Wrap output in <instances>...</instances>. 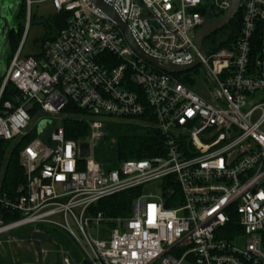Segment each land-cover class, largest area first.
I'll return each instance as SVG.
<instances>
[{
  "label": "built area",
  "instance_id": "obj_1",
  "mask_svg": "<svg viewBox=\"0 0 264 264\" xmlns=\"http://www.w3.org/2000/svg\"><path fill=\"white\" fill-rule=\"evenodd\" d=\"M50 1L69 14L67 27L38 57L20 46L0 90V141L37 136L20 152L24 183L13 197L0 191V236L56 228L91 264H264V0H239L236 39L206 58L192 33L231 0H104L144 52L180 66L199 60L213 89L145 62L90 0ZM9 84L17 94L2 102ZM69 103L84 112L87 141L67 140L59 124L39 134ZM111 121L147 123L163 153L107 170L96 150ZM153 184L158 195L148 194ZM130 190L140 193L129 216L92 210Z\"/></svg>",
  "mask_w": 264,
  "mask_h": 264
},
{
  "label": "trees",
  "instance_id": "obj_2",
  "mask_svg": "<svg viewBox=\"0 0 264 264\" xmlns=\"http://www.w3.org/2000/svg\"><path fill=\"white\" fill-rule=\"evenodd\" d=\"M27 0H21L18 2V9L16 18L19 22L25 20L27 17ZM69 20V14L60 13L47 17L41 23L44 28H52L55 32L54 37L47 41L55 40L60 32L67 27ZM237 30L233 36L227 38V41L235 40L238 29L240 28L241 17L236 16ZM33 22V16H31V25ZM18 29H12L9 36V50H11V57L8 59V66L21 46L24 26L19 24ZM226 40L222 41L220 47L226 46L228 43ZM30 56V55H28ZM38 57L39 55H35ZM7 66V67H8ZM185 77H178L181 80ZM3 77L0 79V90L2 87ZM190 83V81H185ZM13 87L9 85L2 97V102L10 100L12 95L9 93ZM84 112L77 108L72 103H69L67 107L62 111L61 115L65 118L62 121V126L65 130V137L67 140H73L76 142H85L90 133L89 124L84 118H79ZM108 135L104 141L99 145L96 150V161L106 167L107 170L117 168L122 162L128 160H143L151 157L158 156L163 153L164 141L163 137L156 129L147 125L131 124V123H116L108 126ZM37 138L36 135L24 139L21 144L12 152L7 163L5 159V151L3 145L10 144V142L0 141V191L9 194L13 197L17 188L24 183V170L20 162V152L24 145ZM1 160H3L1 162ZM140 190H130L118 195H114L103 199L97 205L93 206L92 210L95 212H101L105 217L114 219L118 217L129 216L131 212L132 202L135 195L139 194ZM47 235L54 240V237L60 233L67 237V241L72 242V248L70 254L72 255L71 261L73 264H91L88 262L83 263V255L76 251V247L73 238L64 231L49 226L40 225ZM70 249H66L69 251ZM0 264H4L3 259L0 257Z\"/></svg>",
  "mask_w": 264,
  "mask_h": 264
},
{
  "label": "rangeland",
  "instance_id": "obj_3",
  "mask_svg": "<svg viewBox=\"0 0 264 264\" xmlns=\"http://www.w3.org/2000/svg\"><path fill=\"white\" fill-rule=\"evenodd\" d=\"M21 0H0V7L2 12L4 11V7H8V19L10 22L11 30H17L18 25L21 24L24 26V33L21 46H23V55H40L43 44L46 40L54 37L55 32L52 28H44L41 24L44 20H42L43 16H48L51 13V2L49 0H30L31 5L28 4L27 0V17L25 20L19 22L16 18V13L18 9V2ZM6 12V11H4ZM240 16V14H238ZM237 15V16H238ZM31 16H33V22L31 25ZM42 17V18H41ZM236 19V18H235ZM233 20L226 28L214 34L215 36L209 40H206L205 46L208 51H212L215 48H218L222 41H224L225 37L228 35L233 36L234 32L237 30L236 20ZM1 28V25H0ZM197 32L192 33V35H196ZM1 38V32H0ZM2 58L0 60V79L1 75H4L8 64V59L11 57V50L8 48L6 50H2ZM4 68V69H2ZM197 77L201 80L206 81V85L209 86L210 89H213L210 82H207V73L204 65L198 66L196 69L182 73L177 75V77ZM3 77V76H2ZM3 83V82H2ZM193 82H191L192 85ZM13 87V89L9 92L11 95L17 94L15 87L12 84H9ZM192 88V86H190ZM194 87V84H193ZM199 85H197V88ZM201 87H199L200 89ZM64 115H53L48 119V124L51 126L61 125ZM79 118H86L83 114ZM57 119V120H56ZM116 123H124L122 121H111L108 123L116 124ZM127 123V122H125ZM131 124H139V125H148L147 123L139 122H128ZM107 126V133L109 132ZM53 131V127L50 129ZM47 140V138H45ZM18 147L13 143L8 145H3V149L5 151V163H7L8 159L12 152ZM3 160H1L2 162ZM148 194L158 195L157 185L153 184L147 187ZM76 247V251H79L84 257L82 262H88L85 258V255L81 249V247L73 240ZM72 242L67 241V237L60 233L54 237L52 240L47 233L41 227H28L21 230H16L0 236V257L3 259L4 264H22L24 262H40L43 264H64V259L69 258L71 260L72 255L70 254L72 248ZM66 249H70L66 251Z\"/></svg>",
  "mask_w": 264,
  "mask_h": 264
},
{
  "label": "water",
  "instance_id": "obj_4",
  "mask_svg": "<svg viewBox=\"0 0 264 264\" xmlns=\"http://www.w3.org/2000/svg\"><path fill=\"white\" fill-rule=\"evenodd\" d=\"M90 2L103 12L117 27L125 34L129 44L133 50L141 57L145 62L154 66L162 72H165L170 75H179L191 70L196 69L200 65V61L197 60L193 64L180 66L173 64L170 61H160L157 58H154L144 52L139 46L138 42L132 35L130 27L123 22L120 15L117 13L114 7L107 4L104 0H90ZM214 6L211 7V11ZM239 12V0H231V8L229 11L220 19L207 23L201 29L198 30L195 37V42L200 50L202 57L206 58V46L205 41L210 38L212 35L226 28L237 16ZM4 26L6 23L3 21ZM10 28V26L8 27ZM48 121H43L39 125L38 132L41 134L43 130L47 127ZM80 154L82 157L89 156V147L87 144H83L80 149Z\"/></svg>",
  "mask_w": 264,
  "mask_h": 264
},
{
  "label": "flooded vegetation",
  "instance_id": "obj_5",
  "mask_svg": "<svg viewBox=\"0 0 264 264\" xmlns=\"http://www.w3.org/2000/svg\"><path fill=\"white\" fill-rule=\"evenodd\" d=\"M4 9L6 10V6L4 7ZM3 21L5 22L4 19V15L2 14V9L0 7V32H1V38H0V60H1V56H2V50H6L7 48L9 49V36H10V32H11V28H4V24ZM215 35H212L210 38H208L207 40L213 38ZM206 42V41H205Z\"/></svg>",
  "mask_w": 264,
  "mask_h": 264
},
{
  "label": "crops",
  "instance_id": "obj_6",
  "mask_svg": "<svg viewBox=\"0 0 264 264\" xmlns=\"http://www.w3.org/2000/svg\"><path fill=\"white\" fill-rule=\"evenodd\" d=\"M50 1V0H49ZM51 2V1H50ZM4 11H6V12H4ZM4 11L2 12V14L4 15V19H5V23H6V25L4 26V28H8L9 26H10V22H9V19H8V11H9V9H8V7H6V10L4 9ZM55 14H57L55 11H54V9H53V6H52V4H51V13L50 14H48V16H43V18H42V20H44L45 18H47V17H50V16H53V15H55ZM10 28H11V26H10ZM8 68V67H7ZM7 68L5 67V70L7 71ZM2 69H4V68H2ZM3 73V72H2ZM1 72H0V74H2ZM6 73V72H5ZM2 76H5V74L4 75H1V77Z\"/></svg>",
  "mask_w": 264,
  "mask_h": 264
}]
</instances>
